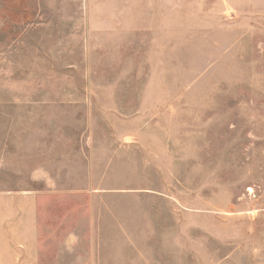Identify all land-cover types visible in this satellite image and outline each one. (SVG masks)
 <instances>
[{
  "label": "rangeland",
  "instance_id": "rangeland-1",
  "mask_svg": "<svg viewBox=\"0 0 264 264\" xmlns=\"http://www.w3.org/2000/svg\"><path fill=\"white\" fill-rule=\"evenodd\" d=\"M2 193L0 264H264V0H0Z\"/></svg>",
  "mask_w": 264,
  "mask_h": 264
},
{
  "label": "crops",
  "instance_id": "crops-1",
  "mask_svg": "<svg viewBox=\"0 0 264 264\" xmlns=\"http://www.w3.org/2000/svg\"><path fill=\"white\" fill-rule=\"evenodd\" d=\"M7 194H0V202H7L11 201V197L8 198ZM2 213H4L5 218H7L9 221V217L13 218V211H12V206L10 205H5V207L1 208ZM8 224V223H7ZM6 235H7V244H8V248L12 247L15 248L17 244H15V227H13L12 223L10 225V228L8 225H6ZM11 234V235H10Z\"/></svg>",
  "mask_w": 264,
  "mask_h": 264
}]
</instances>
